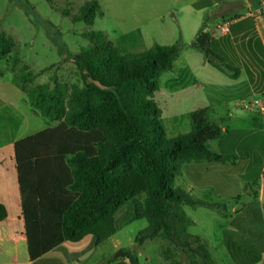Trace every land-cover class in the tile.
<instances>
[{"label": "rangeland", "instance_id": "374dc122", "mask_svg": "<svg viewBox=\"0 0 264 264\" xmlns=\"http://www.w3.org/2000/svg\"><path fill=\"white\" fill-rule=\"evenodd\" d=\"M88 1L94 0H0V30L12 45L8 57L0 60V162L7 150L13 151L17 141L57 124L36 114L27 94L34 86L49 83L61 87L68 99L75 87H81L73 57L93 44L87 34H105L123 56L144 53L155 44L179 43L180 59L194 60L192 79L201 85L184 90L187 84L180 81L166 88L169 76L162 78L155 102L163 112L167 140L192 132V112L201 107L205 94L208 119L223 129L222 138L209 144L218 151L224 148L222 155L230 157L224 163L183 166L176 186L200 202L195 207H183L193 221L189 231L203 240L216 264H244L247 248V258L254 261L253 251L264 247V160L255 168L249 167L255 146L264 150V113L253 106L264 94L252 90L248 73L255 82L260 81L264 90V58L255 49L258 39L251 30V21L236 25L244 26V35L229 40L228 31L212 47L205 70L198 64L206 60L205 55L190 46L215 17L227 13L230 16L224 20L232 21L246 16L247 0H234L214 13L204 6L193 7L191 2L195 0H95L104 15H99L93 25L74 22V15ZM224 22L213 27V31L221 30ZM231 29L233 32V26ZM25 71H31L36 78L22 90L14 79ZM192 79L189 76L186 82ZM128 205L135 211L133 203ZM148 227L145 218L126 219L119 231L98 245L99 256L111 254L116 258L125 251L136 255L140 264H166L161 253V248L167 246L164 240H148L142 246L135 242ZM253 264H264V254L260 262Z\"/></svg>", "mask_w": 264, "mask_h": 264}, {"label": "trees", "instance_id": "16d2710c", "mask_svg": "<svg viewBox=\"0 0 264 264\" xmlns=\"http://www.w3.org/2000/svg\"><path fill=\"white\" fill-rule=\"evenodd\" d=\"M99 15H104L99 3L88 1L73 20L93 25ZM86 37L93 44L73 57L81 87L68 99L61 87L49 83L27 94L35 113L57 124L17 141L10 151L18 171L30 259L87 235L102 244L117 231V211L131 202L136 218L149 222L135 238L137 244L164 240L166 264H216L203 240L190 233L193 221L183 211L200 202L176 186V179L186 164L228 161V155L209 144L222 138L223 129L208 119L207 109H198L192 112V132L168 141L163 112L155 102L160 79L172 70L182 45L155 44L144 53L123 56L105 34ZM217 44L204 26L191 47L208 59ZM11 48L0 30V60ZM257 50L264 57L262 48ZM35 78L27 71L16 76L14 84L23 90ZM8 216L0 202V224ZM122 258L140 264L125 251L116 257Z\"/></svg>", "mask_w": 264, "mask_h": 264}, {"label": "crops", "instance_id": "0c3cea01", "mask_svg": "<svg viewBox=\"0 0 264 264\" xmlns=\"http://www.w3.org/2000/svg\"><path fill=\"white\" fill-rule=\"evenodd\" d=\"M233 1L234 0H195L191 2V5L193 7L204 6L210 12L214 13V11H216L220 6L227 5ZM254 1L255 4L252 5L250 0H247L249 5V13L246 16L239 17L232 21H225V17H227V15L230 16V14L224 13L218 17H215L212 24H208L205 26V32L211 35L213 43L217 44L218 42H220L221 38H224L226 36V34H223L221 30L214 32L213 27H216L220 23L225 21L224 23H227L229 25V40H233L236 37L238 38L244 35V26L236 27V25L245 21H251V30H254V33H256L258 39V41L254 45L256 47L255 49H260L261 47L264 51V0ZM232 26L234 28L233 32L231 29ZM192 43L190 44V46L192 45ZM180 56L181 55H179V57L174 62L172 70L165 73L161 77L160 82L162 78L167 75L169 77L165 81L166 88L173 87L174 82L180 81L187 84V86H184V90L186 87L188 89V87L192 88V86L194 87L195 85L200 86V83L195 82V80H197L196 78L192 79L195 72V67L193 65L194 60L191 57L186 58L185 60H181ZM208 61L209 60L206 58V60H202L198 63L202 64V70L207 69ZM178 64L181 65L177 67ZM170 74H172V78ZM248 75L252 84L251 86L253 87L252 90H254L258 94H260L261 92L263 95L264 90H261L260 81L255 82L254 78L250 76V74ZM189 76L192 79V82L190 80L186 82ZM172 82L173 84H170ZM177 87H179V85ZM201 88L204 89V85H202ZM170 90L175 89L171 88ZM173 95H175V92L172 93V96ZM201 99V104H199L201 105V107L198 106V108H196L195 110L204 109L207 105L205 94L204 97H201ZM256 142H254V144ZM261 148L262 147L260 146L259 150L255 146V148L251 151V155H253V158L249 168H255L264 160V150H262ZM220 149H222L221 146ZM213 150L219 154L224 153V148L219 151L218 149ZM6 152V157L0 162V202L7 206L9 210V216L4 223L0 224V264H119L122 261L126 264L129 262L127 258L117 260L116 258L112 257L111 254H101L99 256L100 246L97 245L94 235H87L78 242H65L61 246L53 249L41 258L32 261L29 255L26 225L23 215L22 197L18 180V171L16 169V161L14 160L13 154L10 151L7 150ZM189 191H191V193L192 191H194L193 185L190 186ZM128 204L129 203L122 206L115 214V226L117 231H119V228L122 227L126 219H129L131 217L136 218L134 208H131ZM117 242L119 243V240H117ZM263 249L264 247L262 245L260 247H256L253 252L258 260L256 261V258L254 257L253 261V259L247 258L248 254H250V249L247 248L245 250L246 260L244 261V264H253L255 262H260L261 254H264V252H261V250Z\"/></svg>", "mask_w": 264, "mask_h": 264}, {"label": "built area", "instance_id": "2783aa9c", "mask_svg": "<svg viewBox=\"0 0 264 264\" xmlns=\"http://www.w3.org/2000/svg\"><path fill=\"white\" fill-rule=\"evenodd\" d=\"M228 31L229 25L227 23H224V25L221 26V32L223 34H227ZM253 106H256L262 113H264V98L262 100H256ZM127 264H131V262H128Z\"/></svg>", "mask_w": 264, "mask_h": 264}, {"label": "water", "instance_id": "95a60500", "mask_svg": "<svg viewBox=\"0 0 264 264\" xmlns=\"http://www.w3.org/2000/svg\"><path fill=\"white\" fill-rule=\"evenodd\" d=\"M212 61V60H211ZM123 255V251H120L118 254H117V256L118 257H120V256H122Z\"/></svg>", "mask_w": 264, "mask_h": 264}]
</instances>
